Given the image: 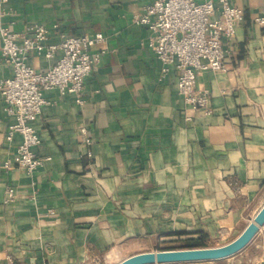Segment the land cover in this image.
Instances as JSON below:
<instances>
[{
  "label": "crops",
  "instance_id": "obj_1",
  "mask_svg": "<svg viewBox=\"0 0 264 264\" xmlns=\"http://www.w3.org/2000/svg\"><path fill=\"white\" fill-rule=\"evenodd\" d=\"M152 1L9 0L1 22L12 32L42 25L49 44L102 33L107 53L85 81L83 105L45 92L35 151L51 160L34 173L3 168L21 137L6 140L14 118L0 98V264H101L201 236L224 245L263 207L264 27L254 19L264 0H234L245 18L223 39L228 70L198 75L210 114L184 103L177 71L163 74L151 32L135 24ZM55 60L29 62L45 72ZM11 75L0 51V81ZM182 264H264V227L233 257Z\"/></svg>",
  "mask_w": 264,
  "mask_h": 264
},
{
  "label": "built area",
  "instance_id": "obj_2",
  "mask_svg": "<svg viewBox=\"0 0 264 264\" xmlns=\"http://www.w3.org/2000/svg\"><path fill=\"white\" fill-rule=\"evenodd\" d=\"M8 3L9 0H0V51L11 66L12 75L0 81V98L14 118L6 140L11 142L18 135L21 142L15 157L6 160L3 168L9 171L16 167L31 174L51 160L35 151L42 142L35 124L50 104L45 92L57 90L61 97L73 95L83 105L85 81L107 53L106 38L102 33L63 35L60 43L49 44L50 31L42 25L29 27L24 34L12 32L1 22L7 15ZM244 18L245 10L236 6L234 0H153L135 15L134 22L151 32L148 46L161 62L163 74L172 68L177 71V89L184 103L193 111L210 114V94L197 90L198 75L227 72L229 51L223 39H233ZM254 24L264 27V7ZM33 54L56 60L47 71L39 72L29 62ZM81 133L90 146L87 128L83 127ZM15 197V188L10 187L6 202Z\"/></svg>",
  "mask_w": 264,
  "mask_h": 264
},
{
  "label": "water",
  "instance_id": "obj_3",
  "mask_svg": "<svg viewBox=\"0 0 264 264\" xmlns=\"http://www.w3.org/2000/svg\"><path fill=\"white\" fill-rule=\"evenodd\" d=\"M264 227V205L243 232L233 241L216 247L144 252L129 256L118 264H182L212 262L235 256L245 249Z\"/></svg>",
  "mask_w": 264,
  "mask_h": 264
},
{
  "label": "rangeland",
  "instance_id": "obj_4",
  "mask_svg": "<svg viewBox=\"0 0 264 264\" xmlns=\"http://www.w3.org/2000/svg\"><path fill=\"white\" fill-rule=\"evenodd\" d=\"M229 239H232V238H228L227 240L229 241ZM206 243H207V247H216V246H218V245H216V243H213V242H211L209 240H207ZM192 246L193 245H192L190 240H172V241H169L167 243L161 244L155 251L191 249V248H193ZM219 246H221V245H219ZM122 259L123 258L113 259L111 261L110 260H106V262H102L101 264H117Z\"/></svg>",
  "mask_w": 264,
  "mask_h": 264
},
{
  "label": "trees",
  "instance_id": "obj_5",
  "mask_svg": "<svg viewBox=\"0 0 264 264\" xmlns=\"http://www.w3.org/2000/svg\"><path fill=\"white\" fill-rule=\"evenodd\" d=\"M193 248H206L207 247V238L204 236L199 237L198 239L190 240Z\"/></svg>",
  "mask_w": 264,
  "mask_h": 264
}]
</instances>
